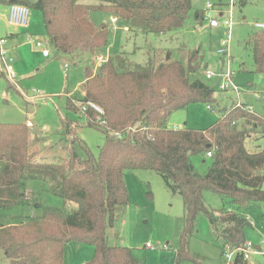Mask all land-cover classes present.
<instances>
[{
  "label": "trees",
  "instance_id": "obj_1",
  "mask_svg": "<svg viewBox=\"0 0 264 264\" xmlns=\"http://www.w3.org/2000/svg\"><path fill=\"white\" fill-rule=\"evenodd\" d=\"M82 1L0 3L37 10L53 57L73 58L83 53H104L107 28L92 23V12L118 18L129 32L160 35L182 28L193 0ZM245 3L240 1L242 6ZM195 16L201 15L196 12ZM248 44L255 72L264 74V30L253 33ZM92 70L85 68L82 99L77 103L68 99L67 107L74 113L81 112L89 127L103 132L104 143L97 158L85 151L86 158L82 159L76 153L73 145L79 142L75 141L70 121H63V134L75 139L66 163L36 161L30 153L26 126L0 123V250L9 264H63L64 244L68 241L93 247V257L85 264H141L131 248L109 245L106 237L117 208L128 205L124 176L133 170L155 172L167 189L183 200L185 219L176 261L193 259L186 244L193 222L201 214L208 218L223 247L242 248L245 230L251 224L240 210L264 204V148L250 152L245 142L248 127L264 135V117L246 104L232 105L221 110L219 120L207 129L169 128L172 114L189 104L217 103L212 88L198 78L189 79L195 71L191 56L184 65L166 53L164 62L154 66L150 60L145 65H132L120 53L110 56L97 73ZM88 102L97 105L103 114L89 107L82 112V105ZM210 151V167L199 175L189 156H205ZM29 179L47 183L52 194L75 209L44 206L38 202V194L26 195L25 181ZM205 191L228 199L233 207L217 213L208 210L203 202ZM23 207L40 208L42 214L8 213ZM245 263L242 253L237 252L232 264ZM197 264L201 263L197 260Z\"/></svg>",
  "mask_w": 264,
  "mask_h": 264
},
{
  "label": "rangeland",
  "instance_id": "obj_2",
  "mask_svg": "<svg viewBox=\"0 0 264 264\" xmlns=\"http://www.w3.org/2000/svg\"><path fill=\"white\" fill-rule=\"evenodd\" d=\"M207 1L213 4L218 18L230 19L232 23L226 56L216 53L221 47V40L227 39L222 26L209 28L206 21L197 22L202 30L196 31V12L201 15ZM240 1L193 0L182 28L160 35L129 32L118 18L114 24L107 13L92 12L90 19L96 27L103 24L107 28L106 48L104 53H100L107 59L121 53L127 56L132 65H145L150 60L157 66L164 62L166 53H170L172 60L186 65L191 56L195 71L189 79L198 78L212 88L217 103H191L173 113L167 126L203 130L219 120L221 110L237 103L248 105L252 111L264 117V74L255 72L252 49L248 44L252 34L258 31L254 24L264 23V0H243L246 2L243 6ZM82 3L95 4L96 1L83 0ZM7 15L8 6L0 3V39L5 40L4 48L10 50L11 65L16 75L15 81H9L0 66V123L26 126L30 153L36 161L66 163L70 157L71 142L75 139L72 141L71 136L63 135V121H70L75 126H72L75 141L81 144L80 147L79 143H74L76 153L82 159L86 158L85 151L97 158L104 143L103 132L89 127L82 113L68 109L67 102L73 99L77 103L82 99L84 90L81 91L79 87L84 83L85 68L91 67L92 72L97 73L105 63L97 66V55L90 53L73 58L68 55L53 57L50 48V55L45 58L30 41L31 36L35 41L46 42L40 13L29 9V23L24 28L9 25ZM227 63L228 71L232 72L231 82L237 92L218 90ZM207 71L213 72L214 77L207 78ZM27 121L31 122L32 127L26 125ZM248 132L246 148L251 151L253 141H256L259 150L263 149L264 135H260L259 129L248 127ZM37 134L42 137H37ZM189 161L199 175H204L211 164L204 154L190 155ZM124 179L128 205L116 210L114 223L106 232L109 245L131 248L141 264H197V260L201 264L227 263L225 251L227 253L229 250L223 247L203 214L193 222L191 236L187 239L186 250L193 259L176 261L185 219L181 196L172 194L162 177L150 170L126 171ZM25 187L26 195L30 191L38 194V202L44 206L63 211H68L69 205L73 206L47 191V183L42 181L29 179L25 181ZM203 202L208 210L216 213L224 207H233L228 199L210 191L203 192ZM240 212L251 224L245 230V240L258 252L250 254L245 264H263L264 204L250 205ZM8 213L40 216L42 211L40 208L23 207ZM147 244L151 247H146ZM92 257L93 247L90 244L79 241L64 244L63 264H85ZM0 264H9L1 250Z\"/></svg>",
  "mask_w": 264,
  "mask_h": 264
},
{
  "label": "built area",
  "instance_id": "obj_3",
  "mask_svg": "<svg viewBox=\"0 0 264 264\" xmlns=\"http://www.w3.org/2000/svg\"><path fill=\"white\" fill-rule=\"evenodd\" d=\"M217 11L214 9L213 4L210 2H206L204 10L201 14V20L202 22L206 21L207 26L209 28H217L219 25L225 29V34L227 39L221 40V47L217 50V55L218 56H226L227 51L226 48L228 46V41H229V32L230 28L232 26V23L230 19H220L216 16ZM29 9L24 6V5H18V4H12L8 7V15H7V23L11 26H17V27H27L29 23ZM111 21L113 23L117 22L116 18H111ZM254 27L260 31L264 30V23H255ZM200 29L202 27H199ZM199 29V30H200ZM32 43L35 44L37 48H39L42 51V55L47 58L50 55L49 52V45L47 42L43 43L42 41H35L34 39H30ZM45 44V45H44ZM5 45V40L3 38L0 39V66L2 69V72L7 76L9 81L13 82L16 79V75L13 71L12 68V59L10 57V52L7 48H4ZM107 61V58H105L103 55H97L96 57V65L100 66L103 63ZM206 77L207 78H212L214 77V73L211 71L206 72ZM223 79L220 81V84L218 85V90L221 92H226L230 89V91L237 92L236 86L232 84V72L228 71V63H227V68L225 71V74L222 77ZM239 94V93H237ZM241 103H237L235 106L238 107L240 106ZM93 109L95 112L99 114H103V111L94 103H86L85 105H82V112H84L87 108ZM251 110V108H249ZM252 111V110H251ZM28 127H32L30 122H27L26 124ZM172 129L177 130L179 128L173 127ZM212 152H207L205 154V158H211ZM146 247H151V245L147 244ZM165 248V246H164ZM229 252L226 253L225 251V256L227 259L226 264H232L234 261V255L238 253H242L244 260L249 259L250 254H257L258 252L253 250V245L249 242H245L242 248L237 249V250H231L228 246L225 247Z\"/></svg>",
  "mask_w": 264,
  "mask_h": 264
},
{
  "label": "crops",
  "instance_id": "obj_4",
  "mask_svg": "<svg viewBox=\"0 0 264 264\" xmlns=\"http://www.w3.org/2000/svg\"><path fill=\"white\" fill-rule=\"evenodd\" d=\"M7 6H8V5H7ZM8 7H9V6H8ZM110 17H111V16H110ZM111 18H112V17H111ZM6 20H7V18H6ZM195 21H196V25H197V22L202 23L201 16H200V17H196V16H195ZM114 24H115V23H114ZM198 25H199V26H198ZM198 25H197L196 31H197V29H198V31H201L202 28H201V29L199 28V27H201V26H200L201 24H198ZM124 29H127V28L124 27ZM199 29H200V30H199ZM30 39H31V36H30ZM32 39H33V38H32ZM46 42H47V40H46ZM7 49L9 50V48H7ZM9 52H10V50H9ZM43 57H44V56H43ZM13 71H14V70H13ZM82 86H83V85H82ZM80 87H81V86H80ZM80 87H79V88H80ZM249 108H250V107H249ZM83 117H84V116H83ZM84 119H85V117H84ZM85 120H86V119H85ZM27 122H30V121H27ZM30 123H31V122H30ZM72 124H73V123H72ZM72 126H74V124H73ZM74 127H75V126H74ZM174 127L181 129V128L178 127V126H174ZM63 135H64V134H63ZM37 137H42V136H40V135L37 134ZM43 139H44V137H43ZM44 142H45V144H47V146H49V147L51 146V144H49L47 141H44ZM256 145H257V144H256V141H253V149H254V150L252 149L253 151L251 150L250 152H255V151H258V150H259L258 148H260V147H257ZM256 147H257V148H256ZM248 151H249V150H248ZM42 183H43V182H42ZM46 190L49 191L48 188H47ZM26 191H27V190H26ZM30 192L33 193L32 191H30ZM30 192H29V193H30ZM49 192H50V191H49ZM69 204H70V203H69ZM69 204H68V205H69ZM72 205H73V204H72ZM74 209H75V206H74V205L71 206V207H70V205H69V210H68V211H73ZM107 231H108V228H107L106 232H107ZM114 245H117V244H113L112 246H114ZM256 248H257V247H256Z\"/></svg>",
  "mask_w": 264,
  "mask_h": 264
},
{
  "label": "water",
  "instance_id": "obj_5",
  "mask_svg": "<svg viewBox=\"0 0 264 264\" xmlns=\"http://www.w3.org/2000/svg\"><path fill=\"white\" fill-rule=\"evenodd\" d=\"M80 90H81V91H83V90H84V87H83V86H81V87H80ZM257 249H258V247H257Z\"/></svg>",
  "mask_w": 264,
  "mask_h": 264
}]
</instances>
